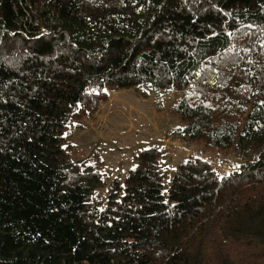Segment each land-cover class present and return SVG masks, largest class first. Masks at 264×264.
Returning a JSON list of instances; mask_svg holds the SVG:
<instances>
[{
	"label": "trees",
	"instance_id": "obj_1",
	"mask_svg": "<svg viewBox=\"0 0 264 264\" xmlns=\"http://www.w3.org/2000/svg\"><path fill=\"white\" fill-rule=\"evenodd\" d=\"M122 89L239 166L166 183L151 146L108 184L73 136ZM0 264H264V0H0Z\"/></svg>",
	"mask_w": 264,
	"mask_h": 264
},
{
	"label": "rangeland",
	"instance_id": "obj_2",
	"mask_svg": "<svg viewBox=\"0 0 264 264\" xmlns=\"http://www.w3.org/2000/svg\"><path fill=\"white\" fill-rule=\"evenodd\" d=\"M109 93L108 101L101 103L99 112L87 119L84 128H78L73 136L74 158L99 166L108 184L115 177L122 179L135 166L137 153L151 146L163 151L166 183L179 164L190 156L208 160L220 175L239 166L231 150L209 148L201 140H183L173 134L176 127L184 124L173 111L179 91L147 98L135 89ZM97 194L105 198L108 188Z\"/></svg>",
	"mask_w": 264,
	"mask_h": 264
},
{
	"label": "crops",
	"instance_id": "obj_3",
	"mask_svg": "<svg viewBox=\"0 0 264 264\" xmlns=\"http://www.w3.org/2000/svg\"><path fill=\"white\" fill-rule=\"evenodd\" d=\"M84 126H85V124H84Z\"/></svg>",
	"mask_w": 264,
	"mask_h": 264
}]
</instances>
